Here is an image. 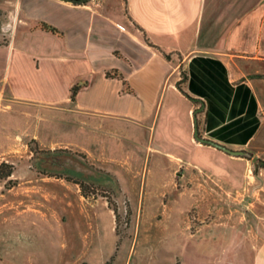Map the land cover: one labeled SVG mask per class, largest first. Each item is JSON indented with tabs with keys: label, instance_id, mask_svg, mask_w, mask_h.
<instances>
[{
	"label": "crops",
	"instance_id": "obj_1",
	"mask_svg": "<svg viewBox=\"0 0 264 264\" xmlns=\"http://www.w3.org/2000/svg\"><path fill=\"white\" fill-rule=\"evenodd\" d=\"M78 9L86 13L87 20L73 12ZM0 23L5 24L8 37L0 44V104L16 105L21 111L39 104L34 90L50 85L45 81L46 70L41 82L30 81L29 62L41 72L40 60L55 61L66 78L67 95L57 104L47 105L80 126L119 112L132 115L140 124L151 120L152 138L159 136L161 144L169 146L163 153L175 163L171 173L184 167L178 173L180 180L193 176L194 170L230 179L233 166L245 165L243 157L233 158L196 142L193 115L199 137L261 157L264 0H94L84 5L62 0H0ZM50 34L58 36L61 45L35 48V37ZM72 139L76 145L82 141V149L88 150L93 140L89 132ZM173 189L182 197L197 193L177 186ZM60 193L68 205L72 197L79 204L83 198L70 187H63ZM203 210L211 209L199 204L197 211ZM27 213L61 229L70 216H81L55 210ZM212 227L235 234L223 241H231L236 249L214 253L213 261L210 247L203 264H264V238L259 233L248 234L226 221L194 227L191 219L182 224L174 264L192 263L181 259L192 247L190 240ZM74 231L84 239L86 232L80 224ZM72 243L75 247L78 242L72 238Z\"/></svg>",
	"mask_w": 264,
	"mask_h": 264
},
{
	"label": "rangeland",
	"instance_id": "obj_2",
	"mask_svg": "<svg viewBox=\"0 0 264 264\" xmlns=\"http://www.w3.org/2000/svg\"><path fill=\"white\" fill-rule=\"evenodd\" d=\"M73 12L86 19L82 10ZM4 25L0 23V44L8 38ZM33 40L38 50L62 43L51 34ZM38 64L41 72L29 62L30 81L41 82L46 70L50 85L34 90L39 104L26 111L0 104V164H5L0 174L10 171L9 177L0 179V264H174L173 251L187 219L194 227L226 221L264 238V150L261 157L251 154L257 157L255 162L244 159L245 165L233 166L230 179L194 170L193 176L180 180L184 167L176 165L178 173H171L175 163L163 153L169 146L161 144L159 136L152 138L151 120L140 124L119 112L95 117L96 124L70 123L66 114L47 105L67 95L62 69L55 61ZM88 132L93 139L89 150L82 149L81 140L78 145L72 142L74 135ZM170 185L197 193L182 197ZM62 186L77 190L86 207L73 197L69 205L62 200ZM199 204L211 210L197 211ZM53 210L81 216H68L61 229L27 213ZM78 224L86 232L83 240L74 231ZM231 233L203 229L190 240L192 247L183 258L182 252L179 256L190 259V264H203L211 247L214 261V253L236 249L231 241H223L234 238ZM210 237L206 242L204 238ZM72 238L78 242L75 247Z\"/></svg>",
	"mask_w": 264,
	"mask_h": 264
},
{
	"label": "water",
	"instance_id": "obj_3",
	"mask_svg": "<svg viewBox=\"0 0 264 264\" xmlns=\"http://www.w3.org/2000/svg\"><path fill=\"white\" fill-rule=\"evenodd\" d=\"M62 1L84 5L85 3H87L90 0H62ZM193 125H194L193 136H194L196 142H198L200 144H204V145H210L211 147L215 148L216 150H219V151H221V152H223V153H225L228 156L233 157V158L243 157L244 159H251L253 162H255L257 160V157L252 156L251 153L246 152L244 150H231V149H228V147H226V146H223V145H220L218 143L211 141L210 139H205V138L199 137L198 136L197 123H196L194 115H193Z\"/></svg>",
	"mask_w": 264,
	"mask_h": 264
},
{
	"label": "trees",
	"instance_id": "obj_4",
	"mask_svg": "<svg viewBox=\"0 0 264 264\" xmlns=\"http://www.w3.org/2000/svg\"><path fill=\"white\" fill-rule=\"evenodd\" d=\"M74 95H76V87L72 89V95H70V98L73 99ZM260 161V160H259ZM261 162V161H260ZM5 164H0V168L3 167ZM262 168H264V161L261 162ZM10 171H6L3 174H0V179L9 177Z\"/></svg>",
	"mask_w": 264,
	"mask_h": 264
}]
</instances>
